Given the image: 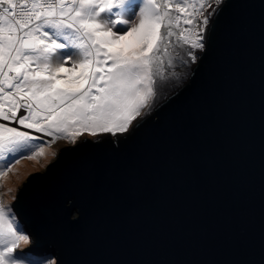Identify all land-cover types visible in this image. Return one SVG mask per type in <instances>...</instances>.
Masks as SVG:
<instances>
[{"label": "water", "instance_id": "water-1", "mask_svg": "<svg viewBox=\"0 0 264 264\" xmlns=\"http://www.w3.org/2000/svg\"><path fill=\"white\" fill-rule=\"evenodd\" d=\"M182 87L82 136L9 202L58 264H264V0H224Z\"/></svg>", "mask_w": 264, "mask_h": 264}, {"label": "snow or ice", "instance_id": "snow-or-ice-1", "mask_svg": "<svg viewBox=\"0 0 264 264\" xmlns=\"http://www.w3.org/2000/svg\"><path fill=\"white\" fill-rule=\"evenodd\" d=\"M223 2L0 0V176L85 131L129 132L182 87ZM21 242L30 236L0 203V264H58L18 254Z\"/></svg>", "mask_w": 264, "mask_h": 264}, {"label": "rangeland", "instance_id": "rangeland-1", "mask_svg": "<svg viewBox=\"0 0 264 264\" xmlns=\"http://www.w3.org/2000/svg\"><path fill=\"white\" fill-rule=\"evenodd\" d=\"M169 2L175 3V0H169ZM165 60H167V57H165ZM100 134H105V133L98 132L97 135ZM84 135L93 137L92 135H89L85 131L81 136H79V138ZM66 143H70V142L67 140H60V143L56 145L54 144L50 148H46L44 155H42L39 160L21 159L18 163L13 164L12 170L8 172L6 176H0V203L9 206V202L11 201V199H13L16 188L18 187V185H20L21 181L25 178V176L31 171L41 169L54 156L57 148L60 145ZM16 222L19 224L17 218H16ZM27 245L28 244H24L21 242L19 248L17 249V253L19 254L20 250H22Z\"/></svg>", "mask_w": 264, "mask_h": 264}, {"label": "crops", "instance_id": "crops-1", "mask_svg": "<svg viewBox=\"0 0 264 264\" xmlns=\"http://www.w3.org/2000/svg\"><path fill=\"white\" fill-rule=\"evenodd\" d=\"M13 126L19 127L18 125H13ZM22 130L31 132V130H28V129H22ZM32 134L39 135L38 133H32ZM58 143H60V141H58L57 143H55V145L58 144Z\"/></svg>", "mask_w": 264, "mask_h": 264}, {"label": "built area", "instance_id": "built-area-1", "mask_svg": "<svg viewBox=\"0 0 264 264\" xmlns=\"http://www.w3.org/2000/svg\"><path fill=\"white\" fill-rule=\"evenodd\" d=\"M40 135V134H39ZM45 139H47V137H45Z\"/></svg>", "mask_w": 264, "mask_h": 264}]
</instances>
